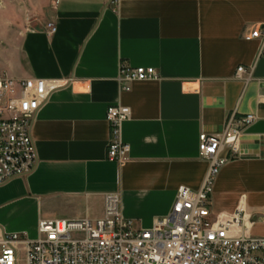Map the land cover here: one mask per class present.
<instances>
[{
	"label": "crops",
	"instance_id": "crops-1",
	"mask_svg": "<svg viewBox=\"0 0 264 264\" xmlns=\"http://www.w3.org/2000/svg\"><path fill=\"white\" fill-rule=\"evenodd\" d=\"M43 12L0 71L60 85L31 121L34 168L0 184V226L35 238L40 219L97 218L102 196L115 192L122 215L149 228L179 186H201L208 160L199 134L252 113L241 155L214 178L210 207L220 220L240 211L232 230L264 236V55L243 37L264 23V0H53ZM122 63L152 66L158 77L123 90ZM239 65H252L248 78L234 76ZM111 104L129 108L122 163L106 157Z\"/></svg>",
	"mask_w": 264,
	"mask_h": 264
},
{
	"label": "built area",
	"instance_id": "built-area-1",
	"mask_svg": "<svg viewBox=\"0 0 264 264\" xmlns=\"http://www.w3.org/2000/svg\"><path fill=\"white\" fill-rule=\"evenodd\" d=\"M46 26L48 33L55 32L54 23ZM243 37L257 39L258 55H264V23ZM251 70L252 65H239L234 76L246 73L248 78ZM157 77L152 66L122 63L118 79L121 89L128 90L131 81ZM59 85L57 79L17 78L0 71V184L34 168L31 121ZM128 117L126 106L111 104L106 109V157L118 163L128 159L129 145L120 136ZM254 118L252 113L231 114L221 133L199 134V152L208 160L201 186L196 190L179 186L169 213L151 227H137L122 215L119 194L105 193L99 217L40 219L35 238L0 226V264H264V236L234 232L232 227L242 220L240 211L220 220L211 217L210 207L214 178L228 160L241 155L242 131Z\"/></svg>",
	"mask_w": 264,
	"mask_h": 264
},
{
	"label": "rangeland",
	"instance_id": "rangeland-1",
	"mask_svg": "<svg viewBox=\"0 0 264 264\" xmlns=\"http://www.w3.org/2000/svg\"><path fill=\"white\" fill-rule=\"evenodd\" d=\"M52 1L0 0V69L19 55L20 39L29 21L44 15Z\"/></svg>",
	"mask_w": 264,
	"mask_h": 264
}]
</instances>
